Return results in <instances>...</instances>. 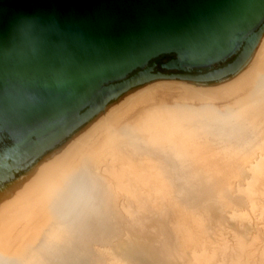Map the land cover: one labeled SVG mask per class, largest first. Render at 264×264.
I'll list each match as a JSON object with an SVG mask.
<instances>
[{
	"label": "bare ground",
	"instance_id": "6f19581e",
	"mask_svg": "<svg viewBox=\"0 0 264 264\" xmlns=\"http://www.w3.org/2000/svg\"><path fill=\"white\" fill-rule=\"evenodd\" d=\"M228 57L195 74L154 71L149 63L104 83L78 111L1 159L0 264H66V243L97 264H123L109 251L120 236L150 243L166 264H186V257L249 264L258 235L245 227L248 213L231 193L213 202L239 221L227 229L231 245L218 243L225 215L212 227L207 203L186 198L225 179L221 164H229L264 227V17ZM168 184L176 189L167 225L159 199Z\"/></svg>",
	"mask_w": 264,
	"mask_h": 264
},
{
	"label": "water",
	"instance_id": "95a60500",
	"mask_svg": "<svg viewBox=\"0 0 264 264\" xmlns=\"http://www.w3.org/2000/svg\"><path fill=\"white\" fill-rule=\"evenodd\" d=\"M263 17L264 0H0V160L159 56L222 61Z\"/></svg>",
	"mask_w": 264,
	"mask_h": 264
},
{
	"label": "rangeland",
	"instance_id": "374dc122",
	"mask_svg": "<svg viewBox=\"0 0 264 264\" xmlns=\"http://www.w3.org/2000/svg\"><path fill=\"white\" fill-rule=\"evenodd\" d=\"M233 57V56H232ZM232 57H227L225 60H223V61H219V62H216V63H214V64H212V67H218V66H221V65H223V64H225V62H228ZM174 58H176V56L174 55V54H167V55H162V56H159V57H157V58H155V59H153L152 61H150V63H153L154 64V67H153V70L154 71H160V72H169V71H177V72H181V73H189V74H195V73H200V72H203V71H205V70H207L208 68H210V67H199V68H185L184 70H176V69H167V68H165V67H163L162 66V64H165V63H167V62H169L170 60H172V59H174ZM263 111H264V108H263ZM122 127L125 129V128H127V121H125V122H123V124H122ZM225 164V163H224ZM228 167H229V169L230 170H228ZM221 168L224 170V175H225V179H223V180H225V181H223V180H216L215 182H214V184H213V186H212V188H211V186H206L205 187V185H202L201 187H200V190H202L203 192H200V197H198L197 195H196V193L195 192H193L192 193V191L191 192H187V194H189L186 198H188V199H190L191 200V202H193V203H197V204H204V205H206V203H207V205L206 206H209L210 207V213H211V215H212V217H211V226L213 227L214 225H215V223H216V220H217V217L219 216V217H221V214H223V215H225V216H223L224 217V224H223V226H222V229H224V230H226V231H224V230H222L223 231V234H222V236L221 237H219L220 239H221V241L220 240H218V243H220V244H223V243H225L226 242V244L227 245H231L232 244V238H231V236H230V233H228V231L229 230H227L228 228H231L230 226L232 225H236V224H238L239 223V221H237V220H234V219H231L230 218V213L228 214V213H226V212H229V210H227L226 209V212H220V207L218 206V204L217 205H214L215 203H213L214 202V199H216L217 198V196H224L223 198H222V200H228L229 198H227L228 197V193L230 192L231 193V195L229 196V197H232L233 198V201L234 202H237V203H235L236 204V208L237 209H244V211L245 212H247L248 213V220L246 221V224H245V227L249 230V232L251 233V234H256V235H258V240L254 243V245L252 246V255H251V259H250V262H249V264H264V227H263V224H257L256 225V220H255V215H253V213L250 211V209H249V207H248V205L246 204V202L244 201V192L242 191V190H244V187H245V182L243 183V179H242V177L241 176H239V178L237 177H235V175H232L233 173H232V171L231 170H233V167H231V165L229 166V164H226V165H223V164H221ZM232 168V169H231ZM227 169V171H225ZM237 180H236V179ZM241 178V179H240ZM219 181V182H218ZM224 183V184H222V183ZM236 184H234V183ZM241 182V183H240ZM219 183V184H218ZM226 183V184H225ZM233 183V184H232ZM217 184V186H215ZM222 184V185H221ZM241 184V185H240ZM225 185V187H223ZM228 185V186H227ZM232 185H233V187H232ZM204 186V187H203ZM217 187V188H216ZM222 187V188H221ZM238 187V188H237ZM209 188V190L211 191L210 192V194H209V190H207ZM237 188V189H236ZM166 189H167V192H169L168 194H165V195H163L162 196V198H160L159 200H160V202H162V205H161V207H163L162 209H164V211H165V214H166V218H167V225H168V222L170 221V219H171V214H172V212H171V210H173V208H172V198L170 197L169 198V196H171V194L173 193L172 191L174 190V189H176V187L174 188L173 186H170V184H168V187H166ZM165 189V190H166ZM231 189H235V190H231ZM240 189H242L241 191H240ZM171 190V191H170ZM213 190V191H212ZM237 190H239V191H237ZM233 191H235V194L233 193ZM219 192H221L220 194H219ZM191 193V194H190ZM216 193V194H215ZM226 193V194H225ZM204 194V195H203ZM215 195V196H213V195ZM234 194V195H233ZM207 195V196H206ZM209 195V196H208ZM217 195V196H216ZM227 195V196H226ZM195 196H197V197H195ZM207 197V198H206ZM168 198H169V200H171V202H169V200H168ZM198 198V199H197ZM200 198V199H199ZM241 198V199H240ZM203 199V200H202ZM208 199V200H207ZM213 200V201H212ZM244 202H242V201ZM168 201V202H167ZM205 201V202H204ZM208 201V202H207ZM212 201V202H211ZM166 202V203H165ZM165 203V204H164ZM167 203H168V206H166L167 205ZM243 203V204H242ZM245 204H246V206H245ZM241 205H243V206H241ZM167 209H166V208ZM213 207H214V209H213ZM216 207V208H215ZM244 207V208H243ZM212 208V209H211ZM217 209H218V211H217ZM212 212H214V214L212 213ZM221 214H220V213ZM215 215H216V217H215ZM232 220L231 222H230V220ZM254 219V220H253ZM234 220V221H233ZM233 222V223H232ZM225 223H227V224H225ZM232 223V224H231ZM253 223V224H252ZM255 224V225H254ZM225 226V227H224ZM238 227V226H237ZM251 230H250V229ZM256 228V229H255ZM257 228H258V230H257ZM261 229V230H260ZM255 232H254V231ZM221 231V232H222ZM225 232V233H224ZM260 233V234H259ZM260 235V236H259ZM121 237V238H120ZM120 237H118V238H116L115 239V242H113V243H115L114 245L113 244H111V246H110V250L109 251H111V253L113 252L114 253V255L115 256H119L120 257V259L123 261V264H141V262L143 263V262H147V261H150V258L154 261L155 259L157 260L159 257H158V252H157V250H155L156 248H154V246H152L150 243H149V245H148V243H145V242H143V240L141 239V238H137L136 236H132L131 238V240H132V243H131V245H130V243H127V242H129V241H127L126 239H124L125 237H123V236H120ZM135 237V238H134ZM261 237V238H260ZM227 238V239H226ZM224 241H223V240ZM125 241V242H124ZM138 241V242H137ZM133 242H134V244H133ZM173 243V242H172ZM106 244H108V243H105V245L102 243V245H104V247L105 246H108V245H106ZM120 244H122V245H120ZM137 244V245H136ZM138 244H140V245H138ZM98 246V245H93L94 247H98V249L101 247V249L100 250H102L103 249V246ZM125 245V246H124ZM129 245L131 246V247H129ZM120 246V247H119ZM136 246V247H135ZM138 246V247H137ZM109 247V246H108ZM140 247H142V248H140ZM130 248H132V249H130ZM139 248V249H138ZM149 249V250H146V249ZM116 249H118V250H116ZM141 249V250H140ZM116 250V251H115ZM131 250H135V254H134V251H131ZM143 252V253H145V255L143 254V253H141V252ZM155 251V252H154ZM64 252H65V254H66V256H64V259H65V261H66V264H97V260H95V258H94V256L92 255V254H90V253H84V254H82V255H78V253H76V252H73V251H70V244L69 243H66L65 245H64ZM137 252V253H136ZM138 252H140V254L138 253ZM157 252V253H156ZM254 252V253H253ZM120 253L122 254V255H120ZM129 254V255H128ZM131 254V255H130ZM33 254L32 253H30V257L32 256ZM126 255H128V256H126ZM135 255V256H134ZM143 255V256H142ZM150 257H149V256ZM161 255V254H160ZM93 256V257H92ZM121 256H123L124 257V260H123V257H121ZM145 256V257H144ZM127 257H130V258H126ZM131 257H133V260L131 259ZM149 257V258H148ZM158 257V258H157ZM91 258V259H90ZM93 258H94V261H93ZM136 258V259H135ZM155 258V259H154ZM188 257H186L185 259H186V264L188 263V264H194V261H190V260H188L187 259ZM126 259V260H125ZM128 260H129V262H128ZM86 261V262H85ZM132 261H133V263H132ZM127 262V263H126ZM155 263L156 264H166V262H165V259H164V257H163V259L162 260H157V262L155 261ZM106 264V263H105ZM110 264V263H109Z\"/></svg>",
	"mask_w": 264,
	"mask_h": 264
}]
</instances>
